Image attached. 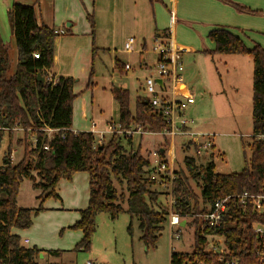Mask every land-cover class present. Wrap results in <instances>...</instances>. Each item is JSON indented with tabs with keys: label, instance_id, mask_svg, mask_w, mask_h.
<instances>
[{
	"label": "trees",
	"instance_id": "16d2710c",
	"mask_svg": "<svg viewBox=\"0 0 264 264\" xmlns=\"http://www.w3.org/2000/svg\"><path fill=\"white\" fill-rule=\"evenodd\" d=\"M228 2L241 11L264 14V11L253 10L240 3ZM9 18L18 56L15 71L11 73L10 48L0 35V148L6 133L10 138L0 164V264L3 260L12 264H39L41 250L36 246H24L21 236L12 232L15 228L31 227L32 213L42 209L41 205L38 208L17 205L22 181L31 179L33 186L42 189L46 197H59L56 192L59 180L71 179L77 171L90 173V197L88 206L80 211V219L70 226L83 232L75 250H91L99 213H109L114 218L126 210L132 219H138L141 239L147 246L155 247L164 223L169 221L171 212H176L181 220L188 221L190 217L195 228L194 250L191 254L172 251L170 264H222L219 262L222 254L227 259L239 257L241 264H260L256 255L260 240L255 226L264 224V214H256L249 207L232 208L218 228L209 227L203 218L218 198L244 192L264 194V47L259 44L248 47L241 36L227 27H217L209 32L208 38L215 47L204 50V53L240 54L253 58L251 157L245 156L242 170L230 173L217 172L214 161L198 167L194 158L187 157L185 165L180 164L182 169L176 170L171 192L174 204L172 209L171 205L168 209L159 201L162 192L152 190L155 181L151 178L149 162L142 155L141 147L127 151L122 146L123 136L119 134H112L108 141L97 144L92 132L75 133L71 129L73 103L77 97L74 92L76 79L71 76L56 78L48 72L54 66L55 29L39 23L32 4L14 2ZM88 19L94 35L93 14H89ZM96 49L93 42L94 54ZM35 53L39 57H35ZM116 66L125 73V65L120 66L117 61ZM38 73L46 77V82L37 80ZM92 78L93 71L89 84L93 83ZM111 91L119 105L121 126L141 125L145 129L159 131L167 125L162 115L153 111L146 96H138L133 110L128 89L115 86ZM47 126L60 130L49 137L43 130ZM64 128L67 130L62 131ZM18 129L23 130V135L16 144L24 146V156L14 163L12 140ZM33 136L37 138L36 144ZM127 139L132 143V138ZM45 145H49L48 150ZM187 147L189 149L190 144ZM192 179L202 181L201 202L192 186ZM115 182L125 184L126 199L123 194H118ZM129 229L132 231V224ZM208 234L222 236L228 252L223 250L219 253L216 249L207 248ZM48 254L61 256L63 250H48Z\"/></svg>",
	"mask_w": 264,
	"mask_h": 264
},
{
	"label": "crops",
	"instance_id": "0c3cea01",
	"mask_svg": "<svg viewBox=\"0 0 264 264\" xmlns=\"http://www.w3.org/2000/svg\"><path fill=\"white\" fill-rule=\"evenodd\" d=\"M38 1L34 0V3L33 0L13 2L6 0L9 2V9L14 2L34 5L39 23L60 31L55 38L54 66L48 72L56 78L71 76L76 79L74 92L77 97L73 103L72 130L88 131L92 121H97L103 126L114 121L113 114L116 109L119 114V105L111 90L115 86L128 89L125 85H120L122 79L117 78L116 72L118 71L122 77L129 72L124 68L125 73H122L116 62L119 61L120 66L129 63L132 70L133 61H138L142 70H149L151 64L147 62L149 57L146 55L150 52L156 36L167 34L176 46L186 49L183 55L194 50L201 53L206 49H213L215 44L208 45V34L217 27L229 28L241 36L248 47L252 48L255 44L264 47V14L241 11L228 2L233 1L253 10L264 11V0H155L154 2L151 0H49L46 3L41 0L38 3ZM89 14H93L95 20L94 35L88 19ZM172 14H175V21L171 19ZM130 36L136 38L134 52L124 49L125 41ZM93 42L97 48L95 54ZM96 58H99L101 63L107 60L111 67V76L116 74L114 81H109V84H113L110 91L114 97V106L112 104L111 112L101 116L100 119H96L94 108L86 98L88 92H93V86L98 84L97 78H94L97 71H100L99 66H96ZM92 71L93 83L89 84ZM144 81L142 78L140 89L147 97ZM184 87L186 88L185 85ZM189 88L194 92L192 87ZM137 98L138 96L136 100ZM195 105L196 102L189 109L193 110ZM98 109L103 112L100 106ZM81 122L89 124L87 129H83L82 125H76ZM196 123L195 121L193 126ZM189 142L190 137L183 144L184 150L188 148ZM176 164H179L178 159ZM196 165L204 166L197 163ZM89 183L88 171H77L71 179H60L56 187L59 197H46L42 191L36 195L38 203L28 206L38 208L41 205L42 209L32 213L33 223L27 231V237H22L19 229L15 228L12 232L21 236L24 246L39 248L43 253L42 258L49 255L48 250H63L61 256H49L51 263L65 264L63 256L69 253V227L80 219V211L88 206ZM19 196L20 190L17 197L18 206ZM170 218L171 215L169 222ZM186 223L187 221L182 220L180 224L186 225ZM63 230L64 234H62L67 236L66 239L58 236ZM82 236L83 232L80 230L72 249ZM26 239L28 242H25Z\"/></svg>",
	"mask_w": 264,
	"mask_h": 264
},
{
	"label": "rangeland",
	"instance_id": "374dc122",
	"mask_svg": "<svg viewBox=\"0 0 264 264\" xmlns=\"http://www.w3.org/2000/svg\"><path fill=\"white\" fill-rule=\"evenodd\" d=\"M9 1L13 2L14 0ZM41 1L46 3L49 0ZM8 3L6 0H0V35L3 42L10 48L11 72H14L18 51L12 33ZM36 7L38 8V4ZM209 43L214 45V42L210 39H208V45ZM152 47L153 44H151V49ZM134 54L136 55V52ZM146 56L149 57L147 60L149 64L156 63L157 57L152 50ZM105 61L101 63L100 59L96 58V66H99L98 70L100 71H97L94 78H97L98 84L93 86V92H88L89 94L86 96L90 101V105L94 108L96 119L108 115L111 112L110 106L112 104L114 106L115 103L110 91L113 84H109V81H114L116 74L113 77L111 76L110 64L107 60ZM183 62L185 83L194 89L196 97L194 109H189L187 112L188 116L197 122L195 126H191V129L195 131L199 129L202 132L214 135L215 156L214 154L211 155V151L210 153L197 155L193 148L184 150L183 144L187 141L188 136H177L175 139V152L179 164H176V170L182 169L180 164L184 166L187 157L194 158L197 164H203L204 166L208 162L214 161L216 171L220 173L242 170L245 167V156L248 159L251 157L249 145L253 138V58L249 55L207 54L194 50L183 55ZM132 64L134 67L129 70L126 76L122 77L118 71L116 73L117 78L122 79L120 85H125L130 90V103L131 108L134 110L136 97L145 94L140 89V81L149 75L150 70H142L138 61H133ZM99 106L103 109V112L98 109ZM113 115L114 121L117 122L119 115L117 109ZM95 122L98 130L106 129L107 124L103 126L97 121ZM76 125H82L83 129H87L89 126L87 122ZM22 135L23 130L20 129L16 130L13 135L14 163L24 156V146L20 147L16 144V141L22 138ZM109 138L110 135H106L105 141H108ZM121 140L122 146L127 151H136L141 147L142 155L150 158L153 162H156V157L152 154L153 151L160 146H167L169 143L168 137L149 133L143 136L137 133L134 134L132 143L125 136ZM9 142L10 138L6 133L0 148V164H2V158ZM151 168L149 167L150 170ZM34 174L36 175V171H34ZM191 183L200 200L199 202H201L200 185L202 181L192 179ZM115 186L118 194H123L126 199L128 192L125 184L120 185L115 182ZM152 190L162 192L159 198L161 206L169 209L174 202L171 190L165 189L159 178L152 185ZM41 192L42 189L33 186L31 179L25 178L21 183L18 199L19 207H28L38 203L36 202V195ZM190 221V217H188L186 225H171L169 221L164 223L161 235L154 247L147 246L141 239L142 231L138 219L136 217L132 219L126 210L114 218L109 213L102 212L96 217L97 228L92 236L90 251L72 249L80 229L69 227V253L63 256V262L65 264H85L87 260L97 258L99 261L110 264H170L172 251L191 254L194 250L195 228ZM130 224H132V231L129 229ZM30 228L22 229L20 231L21 236L27 237V231ZM62 233L64 234V230L58 236L66 239L67 236ZM207 238V248L217 245L224 247L222 236L208 234ZM50 259L49 255L45 258L40 256L39 263L49 264L51 263Z\"/></svg>",
	"mask_w": 264,
	"mask_h": 264
},
{
	"label": "built area",
	"instance_id": "2783aa9c",
	"mask_svg": "<svg viewBox=\"0 0 264 264\" xmlns=\"http://www.w3.org/2000/svg\"><path fill=\"white\" fill-rule=\"evenodd\" d=\"M172 21H175V14L171 16ZM60 32L55 30V33ZM136 38L130 36L124 44V49L128 52H134L136 50ZM152 52L156 54V63L149 67L150 73L144 78V89L146 91L147 98L151 102L154 112H159L167 125L159 131H153L145 129L141 125L133 126L131 128H125L121 126L120 122L111 121L107 124L106 129L98 130L95 121L91 122L90 129L96 137V143L102 144L106 135L119 134L126 138H132L134 134H161L169 138L167 146H161L153 151V156L156 157V162H153L150 158L144 157L149 162L151 168V178L157 182L159 178L160 183L165 189L171 190L176 178V165L175 162L178 159L176 148L177 136L190 137V147L195 150L197 155H202L211 151V155L214 154L215 141L214 135L211 133L195 131L191 129L195 120L188 116V109L195 104L196 97L193 91L185 83L183 72L185 70L183 62V53L185 48L178 47L174 44L171 38L165 35H159L155 37V41L152 47ZM35 57H39L38 53L34 54ZM132 66L129 63L125 64V69L130 70ZM154 72V73H153ZM161 78L163 85L159 84L156 79ZM186 86L185 89H181L180 85ZM47 132L49 137L59 132V128L45 127L43 129ZM67 128L62 129L66 131ZM75 133L79 132L73 130ZM64 135V133H62ZM33 143L36 144V136L32 137ZM46 150L49 149V145H45ZM15 151H12V160L14 159ZM215 156V154H214ZM157 163V164H155ZM172 195V194H171ZM174 203V202H173ZM171 204V209L173 208ZM239 206L244 208H250L252 212L256 214H264V194H249L244 192L235 195H226L224 197L216 199V201L210 206L209 210L204 215V222L209 227L218 228L222 225L225 215L232 209ZM181 217L179 213L171 212L170 223L171 225H178L181 223ZM255 232L260 240V247L256 250L257 258L260 264H264V224L259 223L255 226ZM211 236H215L212 235ZM208 239V238H207ZM28 242V239L25 240ZM224 242V239H223ZM224 244V243H223ZM210 249H216L219 253L223 250H227L226 246L221 247L209 246ZM219 262L222 264H241L239 257L226 258L222 254L219 258ZM1 264H12L9 261H2ZM85 264H108L106 262L99 261L97 259H89ZM198 264H206L205 262H199Z\"/></svg>",
	"mask_w": 264,
	"mask_h": 264
},
{
	"label": "water",
	"instance_id": "95a60500",
	"mask_svg": "<svg viewBox=\"0 0 264 264\" xmlns=\"http://www.w3.org/2000/svg\"><path fill=\"white\" fill-rule=\"evenodd\" d=\"M37 80L38 81H43V82H46V77L45 76H41V73H38L37 75ZM156 81L159 83V84H162L163 85V80L161 78H157ZM40 256L43 257V253H40Z\"/></svg>",
	"mask_w": 264,
	"mask_h": 264
},
{
	"label": "bare ground",
	"instance_id": "6f19581e",
	"mask_svg": "<svg viewBox=\"0 0 264 264\" xmlns=\"http://www.w3.org/2000/svg\"><path fill=\"white\" fill-rule=\"evenodd\" d=\"M180 88H181V89H185V87H184V85H183V84H181V85H180Z\"/></svg>",
	"mask_w": 264,
	"mask_h": 264
}]
</instances>
